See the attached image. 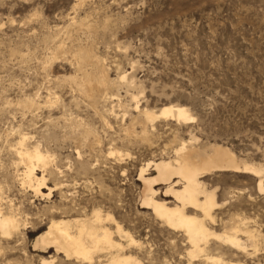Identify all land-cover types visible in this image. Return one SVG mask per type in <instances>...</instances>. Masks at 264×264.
I'll return each mask as SVG.
<instances>
[{"label":"rangeland","instance_id":"obj_1","mask_svg":"<svg viewBox=\"0 0 264 264\" xmlns=\"http://www.w3.org/2000/svg\"><path fill=\"white\" fill-rule=\"evenodd\" d=\"M78 51L99 60L114 83L96 103L78 85L84 75L94 83L97 70L79 67ZM133 95L140 111L178 105L194 119L159 118L144 137ZM23 139L22 149L48 158L35 173L49 198L22 184ZM182 142L201 154L218 145L264 169V0H0V206L27 225L10 241L0 239V264H105L107 253L84 261L33 246L50 220L93 211L112 216L105 225L132 237L136 244L126 246L113 234L138 264H205L189 259L183 232L142 205L140 171L174 159ZM146 173L156 175L151 167ZM257 180L232 171L201 178L216 203L214 222L206 223L211 232L221 235L244 219L260 235L258 246L244 251L210 237L208 254L264 264ZM167 187H156L157 199L171 207Z\"/></svg>","mask_w":264,"mask_h":264},{"label":"bare ground","instance_id":"obj_2","mask_svg":"<svg viewBox=\"0 0 264 264\" xmlns=\"http://www.w3.org/2000/svg\"><path fill=\"white\" fill-rule=\"evenodd\" d=\"M75 56L80 63L79 67L92 64L95 67L94 70H97L94 83L84 75L78 85L90 101L96 103L99 94L109 93L114 87V83L103 72L99 60L94 59L92 54L87 51H78ZM120 81L127 88L133 87L132 82H126L125 76H122ZM111 97L118 98L119 96L111 95ZM138 97V95H133L131 100L135 101L134 108L139 113L138 120H140L143 136L147 135L148 127L153 128L154 122L159 118L173 120L177 123H187L194 119L188 108L178 105L164 106L160 108L158 113L146 109L140 111L137 102ZM118 104L121 105L120 100ZM136 120L135 118L132 119L133 122ZM24 140L21 141V149L18 152L20 161L25 166L21 179L22 184L31 187L35 195L44 199L49 198L51 191L48 194L43 192L45 188L44 178H38L35 173L36 167L45 168L48 165V158L38 149L33 151L22 149ZM150 167L155 171V176L149 177L146 173ZM219 171L242 172L256 177L258 179L257 191L264 195V169L238 162L229 151L218 145H214L211 152L201 154L198 149L182 142L175 150L174 159L149 162L139 174V179L144 186L141 198L142 205L152 210L154 216L169 229L183 232L187 239L185 242H188L190 246L187 252L189 259L202 258L205 264H229L224 262L221 257L207 253L210 237H215L223 246H229L235 251H244L247 246L256 248L260 237L257 232L245 228L244 219L239 220L236 225H231L230 230L221 235H216L208 229L206 223H208L207 221L214 222L212 211L216 203L214 194L205 189L201 178L206 174ZM161 184L168 186L165 195H169L175 201L171 207H169L171 204L168 205L157 199L158 190L156 187ZM189 209L199 211L201 215H189ZM110 220H112V216H103L98 211H93L91 215L83 218L52 219L47 229L36 236L33 246L41 252L46 249H54L56 253L78 260L91 261L94 255L107 253L108 257L105 256L107 257L105 264H138L137 259L124 254L125 245L116 241L113 234H117L119 240L126 242V246L134 245L136 242L121 227L116 226L114 232L108 228L105 223ZM26 227L24 224H20L16 215L4 212L0 206L1 240H4L5 243L10 241ZM239 234L244 235L245 242L239 238ZM42 263L45 264L46 262L43 261Z\"/></svg>","mask_w":264,"mask_h":264}]
</instances>
